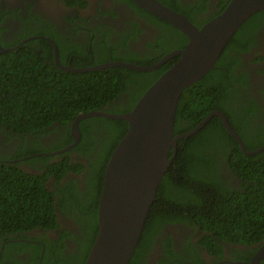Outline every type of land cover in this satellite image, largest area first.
I'll list each match as a JSON object with an SVG mask.
<instances>
[{"label": "trees", "instance_id": "trees-1", "mask_svg": "<svg viewBox=\"0 0 264 264\" xmlns=\"http://www.w3.org/2000/svg\"><path fill=\"white\" fill-rule=\"evenodd\" d=\"M158 1L185 16L197 28L202 26L196 20L197 14L206 9L204 0H200L201 5H181L178 0ZM229 1L218 0V11L204 22L220 14ZM131 3L134 4L133 1ZM137 9L176 33L177 41L159 42L154 46V52L144 56L134 54L133 57L117 53L118 45H103L104 54L99 57L93 54L92 65L113 61L151 66L171 50L183 48L187 43V38L167 22L139 7ZM253 25H264V10L252 15L237 29L224 46L213 69L182 91L174 114V136L193 130L212 111H220L246 150H255L264 145V125L253 124L255 108L253 105L245 106L243 99H237L236 85H245L242 83L244 74L233 69L235 63V70L241 66L234 52L246 51V42L241 35L247 33ZM35 34L29 30L27 35L21 36ZM42 34L52 40L58 59L65 66L70 54L60 49L55 37ZM35 44H39V47H35ZM0 45L8 48L7 44ZM70 53L79 54L83 58L74 49ZM178 57L148 72L113 67L71 73L61 71L54 65L53 50L47 40L35 39L12 51L0 53V134L3 135L0 138H18L21 142L19 154L23 151L21 157L33 155L29 160L31 165H35L33 161L36 160L41 164L44 160L62 157L64 154L57 157H34V154L49 153L69 145L72 142L69 126L79 114L89 111L110 114L128 112ZM73 60L71 67L87 68L80 63L79 58ZM127 130L125 121L101 117L84 119L78 123L80 140L74 150L89 155L90 173L85 175L84 181L92 192L94 228L86 238L80 234L85 246H77V256L73 260L63 252L60 253L58 247L54 251L50 250L49 242L44 239L40 240L45 244L42 256V245L33 246L20 240H10H26V235L37 227L48 229L57 226L54 210L57 204L60 207L66 206L67 191L71 200L76 198L79 202L82 199L73 181H67L65 185L57 183L64 170L82 169L81 166H69L67 160L63 159V166L60 162H53L46 166L43 174L33 175L18 168L19 163L9 165L0 162V243L5 242L0 264H84L98 231L97 204L105 165ZM49 132H58L60 138L44 149H38L41 145L36 137ZM171 154L170 151L168 156ZM48 176L55 178L56 192L44 185ZM174 219L181 222L187 220L199 227L204 233L200 237V244L211 248V252H216L219 241L241 247L262 242L264 150L254 155H245L217 116H212L195 134L179 139L175 155L159 182L155 199L149 207L139 241L128 264L138 262L141 251L147 245L149 232L157 227V222ZM15 233L17 237L11 236ZM249 252L250 257L255 255L254 251ZM23 253H29V260L21 258ZM17 254L19 259L15 257ZM244 260L249 261L250 258L247 256Z\"/></svg>", "mask_w": 264, "mask_h": 264}, {"label": "flooded vegetation", "instance_id": "flooded-vegetation-1", "mask_svg": "<svg viewBox=\"0 0 264 264\" xmlns=\"http://www.w3.org/2000/svg\"><path fill=\"white\" fill-rule=\"evenodd\" d=\"M131 1L0 0V43L2 45L7 44L8 48L5 49L1 45L0 47L5 51H12L35 39L48 41L50 38L42 33L50 34L58 41L60 49L70 54L65 66H71V63L74 61L73 58H79L80 63L89 67L94 62V55L99 57L104 54L102 52L104 49L103 45H118L117 53L123 55L130 54L133 57L134 54L144 56L149 52H154V46L159 42L174 43L177 41L176 33L166 29L160 22L139 11L137 9L139 6L134 2L132 5ZM178 3L186 5L189 3H200L199 5H201L202 2L200 0H178ZM204 4H206V9L197 14L196 21L198 25H203L206 19L218 11L216 8L218 0H204ZM193 25L197 26L194 23ZM253 26V28L248 29L247 33L241 35V38L246 42V51L234 52L238 61L241 62V66H238L235 70V66L237 65L235 63L233 69L237 73L244 74L242 83H245V85H236L238 89L237 99H243L245 106L253 105V108H255L256 113L253 114L254 125H264V25ZM29 30H33L37 34L27 37L21 36L27 35ZM30 37L35 38L24 42ZM49 44L52 48V43L49 42ZM34 46L39 47V44H35ZM71 49L81 53L83 58H80L79 54L70 53ZM180 49L182 48L179 47L174 50ZM230 58L233 59L231 55ZM0 136L3 135L0 134ZM59 138L60 134L58 132H49L48 134L37 136L36 139L41 145V147L37 148L44 149V147L55 143ZM6 140H10L11 142H7ZM20 143V140L15 137L10 139L8 137L0 138V155L2 157L0 158V162L2 164L12 165L15 162L16 164L19 163L17 165L18 168L25 173L33 175L43 174L46 166L53 162H60L61 165L64 164L63 159L67 160L69 166H73L74 164L80 165L82 169L64 170V168H60V170L63 169L64 171L57 185H65L67 181H73L76 183L77 192H79L82 199H79V202L76 198L71 200L68 195L69 191H67L65 199L68 202L66 206L60 207L57 204L54 210L56 227L48 229L37 227L26 235L28 239H15L10 240V242H18L20 240L28 245H42L43 248L40 252V256H42L45 251V244L40 240L44 239L49 242L50 250L54 251L58 247L60 253L63 252L66 257H71V260H73L77 256L75 254L77 246L79 244L85 246V243L82 241L84 239L81 238L80 234L86 238L94 228L92 192L87 185L85 186L84 181L85 175L90 173L89 155L85 156L79 150H74L77 144L69 151L60 152L67 145L60 150L34 154V157L39 155L57 157L63 154L64 156L44 160L41 164L36 160L33 161L35 165H31L29 160L33 155L21 157L23 151L19 154L18 150L21 147ZM27 144L30 145V143ZM54 182L55 178L48 176L44 185L50 191L56 192ZM157 224V227L149 232L147 245L141 251V256L138 257L139 259L136 264L248 263L262 248L263 259L259 264H263L264 262V240L250 245V247L234 246L219 241L217 243L218 246H216V252H211V248H206L200 244V237L204 233L199 227L192 223L190 224L187 220L184 222L178 219H174V221L162 220L157 222ZM11 236L17 237L18 234L15 233ZM76 237L78 238L77 240H75ZM32 238L35 239L32 240ZM4 244L5 242L1 241L0 255L3 253ZM247 249L249 250L247 251ZM249 251H254L255 255L250 257L251 253ZM28 255L29 253H23L21 258L27 261L29 260L27 258ZM247 256L250 258L249 261L244 260ZM15 257L19 259L20 256L17 254Z\"/></svg>", "mask_w": 264, "mask_h": 264}, {"label": "water", "instance_id": "water-1", "mask_svg": "<svg viewBox=\"0 0 264 264\" xmlns=\"http://www.w3.org/2000/svg\"><path fill=\"white\" fill-rule=\"evenodd\" d=\"M143 10L159 17L187 38L180 50L165 54L151 66L113 62L75 68L60 65L53 42L55 66L64 72L98 71L124 67L136 72L154 71L166 61L178 57L141 95L126 113L89 111L79 114L70 125L72 142L62 151L71 150L79 141L78 123L101 117L125 121L128 130L112 151L104 169L97 204L98 231L84 264H128L145 224L149 207L155 199L159 182L171 163L179 139L195 134L212 116H217L245 155L264 150H246L239 136L229 126L224 114L212 111L193 130L174 136L173 120L182 91L213 69L221 51L237 29L252 15L264 10V0H230L224 10L197 28L183 15L165 7L158 0H132ZM35 37L27 38L24 42ZM6 52L0 47V53ZM171 151V156L169 153ZM263 249V248H262ZM262 249L248 263L259 264Z\"/></svg>", "mask_w": 264, "mask_h": 264}, {"label": "bare ground", "instance_id": "bare-ground-1", "mask_svg": "<svg viewBox=\"0 0 264 264\" xmlns=\"http://www.w3.org/2000/svg\"><path fill=\"white\" fill-rule=\"evenodd\" d=\"M211 140V139H210Z\"/></svg>", "mask_w": 264, "mask_h": 264}, {"label": "clouds", "instance_id": "clouds-1", "mask_svg": "<svg viewBox=\"0 0 264 264\" xmlns=\"http://www.w3.org/2000/svg\"><path fill=\"white\" fill-rule=\"evenodd\" d=\"M153 203V202H152Z\"/></svg>", "mask_w": 264, "mask_h": 264}]
</instances>
